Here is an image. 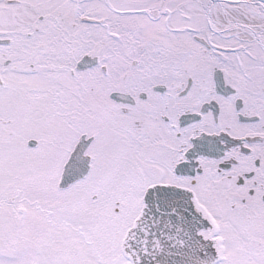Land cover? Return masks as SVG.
I'll list each match as a JSON object with an SVG mask.
<instances>
[{
  "label": "snow or ice",
  "instance_id": "snow-or-ice-1",
  "mask_svg": "<svg viewBox=\"0 0 264 264\" xmlns=\"http://www.w3.org/2000/svg\"><path fill=\"white\" fill-rule=\"evenodd\" d=\"M0 264H264V0H0Z\"/></svg>",
  "mask_w": 264,
  "mask_h": 264
}]
</instances>
